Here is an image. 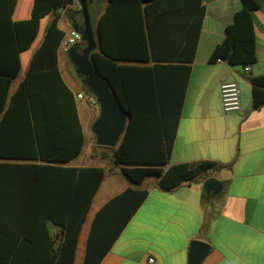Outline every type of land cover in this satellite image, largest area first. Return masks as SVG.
I'll use <instances>...</instances> for the list:
<instances>
[{
	"label": "trees",
	"instance_id": "obj_1",
	"mask_svg": "<svg viewBox=\"0 0 264 264\" xmlns=\"http://www.w3.org/2000/svg\"><path fill=\"white\" fill-rule=\"evenodd\" d=\"M105 1L90 4L101 47L92 58L131 115L118 145L105 147L113 150L111 160L131 186L93 214L81 264H100L148 196L149 179L172 189L222 167L216 161L169 165L205 16L202 0H107L106 12L97 20L95 13ZM240 1L210 63L257 62L254 11L260 1ZM17 2L0 0L10 54L8 68L0 65V264H76L84 224L109 173L105 166L70 164L86 138L75 95L59 67L65 31L58 11L68 19L78 14V26L84 19L79 9L71 8L76 0H33L30 18L15 21ZM132 12L144 32V57L154 61L152 65H119L115 60L121 57L143 56L116 54L107 46V31H114L115 20ZM42 20L47 22L43 30ZM39 38L24 78L12 91L22 69L21 53ZM76 46L82 49L85 42ZM78 77L85 98L99 105L84 78ZM252 83L257 109L264 104V75L253 77Z\"/></svg>",
	"mask_w": 264,
	"mask_h": 264
},
{
	"label": "crops",
	"instance_id": "obj_2",
	"mask_svg": "<svg viewBox=\"0 0 264 264\" xmlns=\"http://www.w3.org/2000/svg\"><path fill=\"white\" fill-rule=\"evenodd\" d=\"M259 1L260 6L254 11L257 62L247 70L246 66L227 61L209 62L241 8V1L202 0L206 11L169 165L216 161L222 167L172 189L162 188L158 180L148 185V196L100 264H145L150 255L156 257L159 264H189L193 240L210 245L201 264H264V104L254 108L252 83L253 77L264 75V0ZM107 4L106 0L95 13L97 20L106 12ZM32 5L33 0H18L13 19H29ZM71 8L77 9L74 4ZM58 13L61 15L59 26L65 35L74 24L81 23L78 14L68 19L63 11ZM115 22L114 31H107L108 48L120 55L140 53L143 56L139 60L121 57L115 61L119 65L154 64L144 57L145 37L136 14L122 15ZM46 24L42 20V30ZM7 35L2 16L0 65L4 70L8 68L10 56L9 42L5 41ZM40 38L30 50L21 53L22 69L13 82L12 91L24 78L32 54L41 43ZM58 60L64 80L74 95L83 92L82 80L61 45ZM225 81H236L240 85L242 110L239 112L223 110L220 85ZM88 104L94 105L95 101L86 98L77 101L86 138L81 154L85 153L89 141L86 123L92 111ZM81 154L71 161L72 166H102L87 162L92 160V155L80 157ZM113 173L114 178L124 177L121 171ZM209 178L222 182L219 194L205 191L204 183ZM129 186L128 181L120 192Z\"/></svg>",
	"mask_w": 264,
	"mask_h": 264
},
{
	"label": "water",
	"instance_id": "obj_3",
	"mask_svg": "<svg viewBox=\"0 0 264 264\" xmlns=\"http://www.w3.org/2000/svg\"><path fill=\"white\" fill-rule=\"evenodd\" d=\"M84 24L73 25V29L82 34L85 46L80 49L72 46L68 56L76 68V73L84 78L89 90L96 96L99 104V115L92 124V131L96 143L104 147H116L126 131L130 113L126 112L113 91L110 81L102 77L93 62L92 52L100 50L99 35L92 22L89 0H78ZM222 182L216 178H209L204 183L207 193L219 194ZM210 251V245L201 240H193L189 249V264H201Z\"/></svg>",
	"mask_w": 264,
	"mask_h": 264
},
{
	"label": "rangeland",
	"instance_id": "obj_4",
	"mask_svg": "<svg viewBox=\"0 0 264 264\" xmlns=\"http://www.w3.org/2000/svg\"><path fill=\"white\" fill-rule=\"evenodd\" d=\"M91 17H92L93 25L96 27L95 18L93 15H91ZM88 106L92 111L91 115H90L91 118L89 119V122L86 123L88 133H89V141L86 144L85 153H82L80 157H85V155H87V156L92 155L93 156L92 160L91 159H90V161L86 160L88 163L105 166L107 169H109V173L110 172L111 173L106 175V178H105L104 182L102 183V185L98 191L97 196L93 200L90 213L86 219L82 234H81L80 239H79L76 264H81L83 261L85 251H86L87 233L89 231L90 221H91L93 214L95 213V211L99 208V206L103 202H105L106 200H108L109 198L114 196L115 194L119 193L123 189V185L128 183V181L122 176H120L121 178H119V176H117L115 178L113 177L114 171H116V172L120 171V167L114 166V164L111 160V155L113 153V150L97 145L96 137L92 131V124L99 115V105L88 104ZM104 154H106L108 157L103 158ZM77 159H79V158H77ZM156 181H157L156 179H149L147 181V186L156 182Z\"/></svg>",
	"mask_w": 264,
	"mask_h": 264
},
{
	"label": "built area",
	"instance_id": "obj_5",
	"mask_svg": "<svg viewBox=\"0 0 264 264\" xmlns=\"http://www.w3.org/2000/svg\"><path fill=\"white\" fill-rule=\"evenodd\" d=\"M75 8L80 9V4L78 0L74 4ZM82 34L74 29L69 31L61 41V49L65 52H68L72 46H76L82 42ZM246 69L249 70L250 67L246 66ZM220 93L222 100V107L224 112L232 113L239 112L242 110V101H241V88L238 82L236 81H225L220 85ZM77 101L85 99V94L83 92H78L75 95ZM145 264H159V261L154 256H148Z\"/></svg>",
	"mask_w": 264,
	"mask_h": 264
},
{
	"label": "flooded vegetation",
	"instance_id": "obj_6",
	"mask_svg": "<svg viewBox=\"0 0 264 264\" xmlns=\"http://www.w3.org/2000/svg\"><path fill=\"white\" fill-rule=\"evenodd\" d=\"M89 1H90V4H92V1H93V0H89Z\"/></svg>",
	"mask_w": 264,
	"mask_h": 264
}]
</instances>
